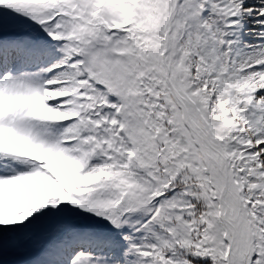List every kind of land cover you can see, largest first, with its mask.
I'll list each match as a JSON object with an SVG mask.
<instances>
[{
	"label": "snow or ice",
	"instance_id": "obj_1",
	"mask_svg": "<svg viewBox=\"0 0 264 264\" xmlns=\"http://www.w3.org/2000/svg\"><path fill=\"white\" fill-rule=\"evenodd\" d=\"M0 264H264V0H0Z\"/></svg>",
	"mask_w": 264,
	"mask_h": 264
}]
</instances>
